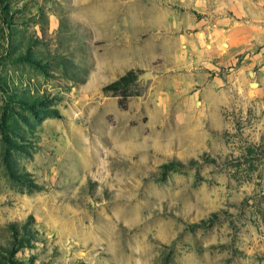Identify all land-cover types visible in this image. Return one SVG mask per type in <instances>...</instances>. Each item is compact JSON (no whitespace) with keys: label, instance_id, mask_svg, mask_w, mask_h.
<instances>
[{"label":"rangeland","instance_id":"374dc122","mask_svg":"<svg viewBox=\"0 0 264 264\" xmlns=\"http://www.w3.org/2000/svg\"><path fill=\"white\" fill-rule=\"evenodd\" d=\"M93 1L0 0V264H264V0L206 73L146 61L128 96Z\"/></svg>","mask_w":264,"mask_h":264},{"label":"crops","instance_id":"0c3cea01","mask_svg":"<svg viewBox=\"0 0 264 264\" xmlns=\"http://www.w3.org/2000/svg\"><path fill=\"white\" fill-rule=\"evenodd\" d=\"M243 10L239 0H94L91 30L105 42L113 72L156 60L161 73L202 74L219 57L221 40L234 47L244 41L238 18Z\"/></svg>","mask_w":264,"mask_h":264},{"label":"trees","instance_id":"16d2710c","mask_svg":"<svg viewBox=\"0 0 264 264\" xmlns=\"http://www.w3.org/2000/svg\"><path fill=\"white\" fill-rule=\"evenodd\" d=\"M135 79V73L133 71H129L117 81L105 86L103 88V92H111L114 96L117 94L121 96H128L126 95L128 88L133 84Z\"/></svg>","mask_w":264,"mask_h":264},{"label":"water","instance_id":"95a60500","mask_svg":"<svg viewBox=\"0 0 264 264\" xmlns=\"http://www.w3.org/2000/svg\"><path fill=\"white\" fill-rule=\"evenodd\" d=\"M151 77V74L149 72H146L144 74H142L141 76H139L140 79H148Z\"/></svg>","mask_w":264,"mask_h":264}]
</instances>
